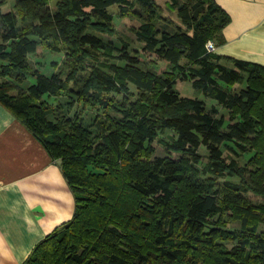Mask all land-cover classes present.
<instances>
[{
  "label": "trees",
  "instance_id": "1",
  "mask_svg": "<svg viewBox=\"0 0 264 264\" xmlns=\"http://www.w3.org/2000/svg\"><path fill=\"white\" fill-rule=\"evenodd\" d=\"M55 1L53 7L49 0H14L5 11L6 0H0V102L60 165L76 199L73 218L41 241L24 264H264V229L226 230L211 220L233 213L243 228L264 223L261 208L246 196L248 187L228 179L240 176V168L223 151L247 152L251 140L264 137V115L259 119L253 114L264 101L258 86L264 65L206 48L228 25L227 12L215 0H172L187 31L145 24L137 31L141 53L132 55L126 46L112 47L88 29L110 34L113 7L121 16L139 7L155 17L154 0ZM48 44L55 52L62 45L67 49L71 70L66 77L31 70L30 55ZM105 49H116L119 54L113 57L123 64L112 63L109 72L86 65V57ZM145 57L169 64L171 74L143 68ZM183 59L195 67H186ZM88 68L89 74H78ZM29 72L36 82L25 93L10 96L13 88L5 80L21 81ZM245 74L258 84L227 89ZM178 79L215 104L182 96L175 90ZM129 84L139 91L138 103L118 105L110 95L127 96ZM63 92L107 112L105 121L88 124L77 113L49 119L50 106L43 97ZM219 107L237 110V115L227 119ZM259 107L264 113V106ZM163 130L176 134L166 146L189 154L195 163L204 147L214 177L224 179L219 185L203 184L184 209L174 208L172 201L176 187L185 181V166L151 157L153 142ZM259 168L251 170L249 186L264 195ZM226 239L238 245L229 249L221 243Z\"/></svg>",
  "mask_w": 264,
  "mask_h": 264
},
{
  "label": "rangeland",
  "instance_id": "2",
  "mask_svg": "<svg viewBox=\"0 0 264 264\" xmlns=\"http://www.w3.org/2000/svg\"><path fill=\"white\" fill-rule=\"evenodd\" d=\"M156 4V15L155 17H148V14L145 13L141 8L136 7L132 13L121 16L119 14V10L116 7L110 9V12L114 15V19L112 22V32L110 34L100 33L94 28H89L88 30L92 33L102 37L104 41L111 44L112 47L115 48H123L127 47L130 53L133 55L140 54V50L142 44L137 39V31L142 28L145 24H152L155 27L160 28H168L171 31L176 28L181 27V29L187 31L178 17V11L174 8L172 0H154ZM181 2H192V0H179ZM50 4L54 7L56 4L55 0H49ZM14 4V0H6V5L3 6V10L8 11L12 8ZM218 38L215 35L212 41L215 42V39ZM52 44V43H50ZM42 45L39 47L37 53L30 55L29 63L31 70H37L45 75H52L54 73H59L63 77H66L68 72L71 70V65L68 63V52L65 46H61L60 52H55L52 50L51 45ZM54 45V44H53ZM119 52L116 49H105L102 51H94L93 54H90L86 57V65L94 66L96 65L100 69L109 72V65L116 62L119 65L123 63L116 60L115 57ZM146 63L143 68L150 69L159 74H171V66L164 62L156 63L155 57H145ZM153 60L154 62H152ZM182 63L186 65L188 68H194L195 66L188 60L183 59ZM3 64H6L4 62ZM90 69L87 71L79 72L84 75L89 74ZM172 75L177 76V73H173ZM7 83L12 85V90L10 91V96L17 97L21 93H25L28 87L36 82V78L29 73L24 77L23 80L18 81L15 79L7 78L5 80ZM248 82L251 84H258L251 82L248 75L245 74L240 83L227 86V89L231 91H239L241 88L246 87ZM71 87L76 86L73 82L70 83ZM264 90V77L260 85ZM130 92L127 96L123 94H112L111 98L117 101L118 105H121L122 102H126L128 105L131 102L138 103L139 101V91L133 85L129 84ZM175 90H177L182 96H188L192 98H201L204 99L208 106L215 104V101L206 98L202 92L192 87L190 82L182 81L180 79L177 80L175 85ZM43 100L47 102L50 106L48 118L57 121L61 119H66L68 117H73L75 113H77L84 122L90 124H98L101 121H105V117L107 112L101 110L98 106L85 103L84 101H80L76 95L70 94L69 92H63L59 97H48L44 96ZM264 106V101H260L259 105L254 110V115L262 119L264 113L262 112V108L259 106ZM220 108V113L224 114L228 119L229 114L237 115V110L233 112H228L222 107ZM109 114L115 117L117 114L113 111H108ZM95 127H93V131ZM176 140V134L172 130H163L156 137L155 142H153L154 153L151 157H162L167 159H173L175 163L183 164L186 168V178L183 183L178 185L175 189V197L172 201V206L176 209H184L185 204L191 199V196L202 187L204 184L207 186L210 182H217V184H221L224 179L214 177L213 173L210 170V160L208 151L201 147L199 149V154L201 155V161L199 163H195L194 159L187 153H178L171 150L166 144H171ZM229 146H233V144H229ZM224 156L226 160L229 162L232 159L236 160L237 164L240 168V176L228 177L229 180L240 184V186L248 187V191L246 196L253 203L258 205L261 208V212L264 215V195L251 190L249 186L251 184V170L257 168L261 171L259 180L264 183V137L259 141H255L254 139L250 141L248 145L247 152L241 151H233V153L228 149V147H223ZM262 159V160H261ZM211 220L215 222L218 226L226 230H237V231H262L264 229V223L260 222L259 224L252 225L247 228H243L241 220L237 218L233 213H226L222 217L215 216L212 217ZM225 247L232 248L238 245L237 240H229L226 239L221 242Z\"/></svg>",
  "mask_w": 264,
  "mask_h": 264
},
{
  "label": "crops",
  "instance_id": "3",
  "mask_svg": "<svg viewBox=\"0 0 264 264\" xmlns=\"http://www.w3.org/2000/svg\"><path fill=\"white\" fill-rule=\"evenodd\" d=\"M229 15L215 53L264 65V0H215ZM76 199L60 165L0 102V264H24L68 223Z\"/></svg>",
  "mask_w": 264,
  "mask_h": 264
},
{
  "label": "built area",
  "instance_id": "4",
  "mask_svg": "<svg viewBox=\"0 0 264 264\" xmlns=\"http://www.w3.org/2000/svg\"><path fill=\"white\" fill-rule=\"evenodd\" d=\"M215 43L213 41H208L207 42V45H206V48L209 52H214L215 51Z\"/></svg>",
  "mask_w": 264,
  "mask_h": 264
}]
</instances>
